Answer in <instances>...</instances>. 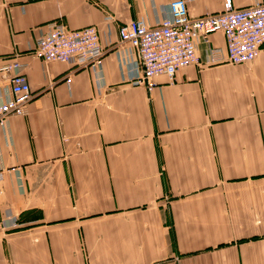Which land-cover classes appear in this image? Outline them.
<instances>
[{
	"label": "crops",
	"instance_id": "1",
	"mask_svg": "<svg viewBox=\"0 0 264 264\" xmlns=\"http://www.w3.org/2000/svg\"><path fill=\"white\" fill-rule=\"evenodd\" d=\"M170 1L0 0V65L26 63L33 91L0 126V264H264V50L207 62L226 48L214 31L200 63L132 84L120 25L156 24ZM188 1L192 17L226 2ZM55 19L98 27L101 87L90 67L32 55Z\"/></svg>",
	"mask_w": 264,
	"mask_h": 264
},
{
	"label": "built area",
	"instance_id": "2",
	"mask_svg": "<svg viewBox=\"0 0 264 264\" xmlns=\"http://www.w3.org/2000/svg\"><path fill=\"white\" fill-rule=\"evenodd\" d=\"M188 0H171L167 14L156 24L144 17L131 18L120 25L118 52L123 77L134 85L152 89L156 76L166 74L175 78L178 69L200 63L197 39L208 40L210 33L221 30L226 48L209 47L207 62L226 59L233 63L254 60L264 50V0L244 7H235L226 0L225 8L199 17L189 13ZM32 55L46 62L63 61L79 68H92L103 78L104 49L96 25L70 28L60 19L47 24L31 49ZM26 63L10 61L0 65L1 76L8 80L7 97L0 102V126H6L12 114H25L33 91L27 75L22 71ZM71 76L66 78L70 83ZM3 171L0 169V179ZM6 224V223H5ZM9 224V223H8ZM10 224H15L12 220Z\"/></svg>",
	"mask_w": 264,
	"mask_h": 264
}]
</instances>
